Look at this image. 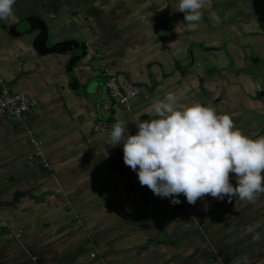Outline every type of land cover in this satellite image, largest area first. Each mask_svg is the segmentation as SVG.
<instances>
[{"label":"crops","instance_id":"0c3cea01","mask_svg":"<svg viewBox=\"0 0 264 264\" xmlns=\"http://www.w3.org/2000/svg\"><path fill=\"white\" fill-rule=\"evenodd\" d=\"M178 3L16 0L14 16L0 19V78L39 101L24 119L0 115V202L27 193L0 206V264L264 263V193L255 203L209 195L195 205L181 194L173 205L140 185L122 144L92 131V121L118 120L135 135V121L158 118L149 115L153 99L173 92L180 104L230 115L254 140L264 136V0H213L194 29ZM29 15L48 23L51 44L90 42L74 69L78 90L66 68L72 54L40 55L34 36L21 34ZM103 68L140 88L131 113L109 96Z\"/></svg>","mask_w":264,"mask_h":264},{"label":"clouds","instance_id":"9594fccd","mask_svg":"<svg viewBox=\"0 0 264 264\" xmlns=\"http://www.w3.org/2000/svg\"><path fill=\"white\" fill-rule=\"evenodd\" d=\"M212 3L179 0L177 11L184 14L186 27L194 29L203 18L201 9ZM15 4L16 0H0V19L13 17ZM149 115L158 118L135 121V135L117 121L109 138L112 146L123 145L124 164L154 195L171 198L176 205L182 194L195 205L209 195L220 201L238 197L255 203L264 193V136L254 140L235 127L230 115L200 103L180 104L173 92L154 98ZM230 173L236 186L230 183ZM256 227L249 226L248 232L259 240Z\"/></svg>","mask_w":264,"mask_h":264},{"label":"built area","instance_id":"2783aa9c","mask_svg":"<svg viewBox=\"0 0 264 264\" xmlns=\"http://www.w3.org/2000/svg\"><path fill=\"white\" fill-rule=\"evenodd\" d=\"M89 33L90 40L92 38L93 32L89 30ZM86 45L89 48L90 42L87 41ZM101 76L105 81V85L111 99L122 105L126 112L131 113L133 110L132 101L139 95L140 88L133 83L121 86L118 83L116 76L108 68L102 69ZM38 104L39 101L36 98L30 97L23 93L12 92L5 80L0 78V115L24 119L37 108ZM117 121L118 120L92 121V131L99 134H109L112 130V125ZM26 133L35 148L36 156L43 162L46 168H49V162L44 154L42 142L35 137L34 131L32 129L28 128ZM22 232V230H19L18 232L10 233L8 235L9 240H19L22 236Z\"/></svg>","mask_w":264,"mask_h":264},{"label":"water","instance_id":"95a60500","mask_svg":"<svg viewBox=\"0 0 264 264\" xmlns=\"http://www.w3.org/2000/svg\"><path fill=\"white\" fill-rule=\"evenodd\" d=\"M21 34L34 36V48L40 55H48L52 53H70V57L67 63V73L71 78V85L73 89L78 90L79 83L74 77V69L81 63V61L88 55V47L86 42L78 41L76 39H69L61 42L51 44L52 32L48 23L40 17L35 15H29L25 17L19 23ZM27 193H18L9 202H0V206L4 207H15L22 196Z\"/></svg>","mask_w":264,"mask_h":264}]
</instances>
